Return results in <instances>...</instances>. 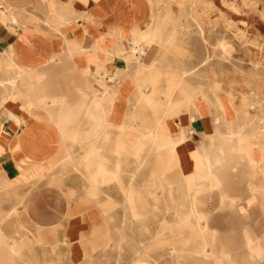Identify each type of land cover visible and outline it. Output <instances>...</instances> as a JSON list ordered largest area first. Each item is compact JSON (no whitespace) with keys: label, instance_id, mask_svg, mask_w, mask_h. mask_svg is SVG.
<instances>
[{"label":"crops","instance_id":"0c3cea01","mask_svg":"<svg viewBox=\"0 0 264 264\" xmlns=\"http://www.w3.org/2000/svg\"><path fill=\"white\" fill-rule=\"evenodd\" d=\"M189 3L0 0L2 249L60 225L72 264H220L213 236L243 247L251 230L264 257V90L196 84ZM118 246L123 261L101 255Z\"/></svg>","mask_w":264,"mask_h":264},{"label":"rangeland","instance_id":"374dc122","mask_svg":"<svg viewBox=\"0 0 264 264\" xmlns=\"http://www.w3.org/2000/svg\"><path fill=\"white\" fill-rule=\"evenodd\" d=\"M188 1H192V3L189 4L195 6L185 9L190 10V14L196 16L194 22L195 30L193 33V35H195L194 48L190 47L189 50L183 48V58L181 61L179 60L180 63L189 68L194 67L197 63L200 64L197 74L201 77H205L206 75L209 76L210 70L215 72L216 76L212 78V81L217 82L219 88L211 89L210 87H206L205 89L206 93L212 95H224L229 90H231L230 93L236 95L246 93L249 89L246 86L247 83H252L264 90V0ZM200 25L202 27H200ZM200 28L203 30L201 34L199 33ZM220 39L221 41L225 39L224 41L229 44V46H232V53L228 57L229 61L227 60L229 64L223 61L222 55L219 52L218 45L221 42ZM205 51L210 53V55ZM206 58H208L209 68L201 66V62ZM254 63L256 64L255 67H253ZM211 64L213 65L212 69ZM196 84L206 86L207 82L199 78L196 80ZM166 172V174H170L171 169H168ZM58 177L59 169L52 174V179H58ZM215 193L221 194L218 190L215 191ZM220 203H222V200H220ZM220 209L222 210V208ZM221 210H219V212ZM251 221L250 218L245 220L247 223H251ZM257 224L260 225L259 227L261 229H264V215H261L258 221L253 225ZM60 228V225L53 227L50 237L49 239L46 238V241H43L42 237H36V239L40 240L38 241L29 239L27 236L23 235V239L20 238L19 243L14 242V250L17 253L13 257V264H72L68 260L66 242L59 237L60 232L58 231ZM247 237H249L251 241L253 237L251 230H247L244 233L243 238L245 246L238 247L236 246L237 243L236 240H234L235 238L229 241L226 240V243H224L213 236L212 242H216L218 246L222 245V248L228 250L227 259L233 261L231 263L220 264H264V257L258 259L256 256L249 255L248 251L250 248L246 247ZM259 240V243L264 245V235H262V231L260 232ZM255 241L258 240L255 239ZM27 243L36 247L34 249L29 248L26 246ZM218 246H214L213 249H219ZM252 248H254V246H252ZM124 251L125 249L123 246H118L112 251H104L101 255L109 256L110 258H115L116 256L117 260L123 261L126 259ZM216 258L217 260L224 261L223 257L217 256ZM107 260L108 258L106 257L95 260L89 258L87 262L82 264H128L126 262H104ZM237 260H243L244 262L236 263L235 261Z\"/></svg>","mask_w":264,"mask_h":264},{"label":"bare ground","instance_id":"6f19581e","mask_svg":"<svg viewBox=\"0 0 264 264\" xmlns=\"http://www.w3.org/2000/svg\"><path fill=\"white\" fill-rule=\"evenodd\" d=\"M163 6V5H162ZM183 8V7H182ZM166 10H167V8H165ZM168 11V10H167ZM182 11V10H181ZM156 12V11H155ZM170 12V11H169ZM162 13V12H161ZM168 14V13H167ZM166 15V14H165ZM189 17V19H190V21L191 22H195V18H196V16H194V15H191L190 13L189 14H186L185 13V15H183V17ZM163 17V16H162ZM165 17V16H164ZM197 21V20H196ZM182 22V21H181ZM180 22V23H181ZM184 22V21H183ZM200 22V21H199ZM179 24V23H178ZM182 24V23H181ZM185 25V24H184ZM159 27H166L164 24L162 25V26H160L159 25ZM197 27V26H196ZM200 27H202L201 25H200ZM180 27H178V29H179ZM183 28H188V25H186L185 27H183ZM206 29V28H205ZM204 29V30H205ZM175 30V29H174ZM184 30V29H183ZM182 30V31H183ZM209 31V30H208ZM180 32V31H179ZM203 32V30L200 28L199 29V33L201 34ZM206 32V31H205ZM172 34H173V32H172ZM180 34H181V32H180ZM199 35V34H198ZM184 36V35H183ZM203 36V35H202ZM216 36H218V35H216ZM172 37V36H171ZM202 38V37H201ZM226 39V38H225ZM224 39V40H225ZM224 40H222L221 41V39H220V43H219V45H218V49H219V52L221 53V55H222V59H223V61H226L227 62V60H228V57H229V55L232 53V46H229V44H227ZM204 41V40H203ZM202 41V42H203ZM229 43V42H228ZM175 43H173V45H174ZM182 44V43H181ZM176 45V44H175ZM205 46V45H204ZM174 47H176V46H174ZM178 47V46H177ZM182 47V46H181ZM215 47V46H214ZM213 47V48H214ZM214 50H216V49H214ZM181 52V51H180ZM205 52H207V51H205ZM210 52V51H209ZM208 53V52H207ZM168 54V53H167ZM209 55H210V53H208ZM212 54V53H211ZM216 56V55H215ZM210 57V56H209ZM186 58V57H185ZM221 58V57H220ZM168 59V58H167ZM211 61H213V60H211ZM229 61V60H228ZM210 62V61H209ZM214 62V61H213ZM219 62V61H218ZM243 62V61H242ZM216 63V62H215ZM228 63V62H227ZM209 63H208V58H206V59H204L202 62H201V66L202 67H205V66H207ZM229 64V63H228ZM216 65V64H215ZM258 65V64H257ZM256 66V64L254 63L253 64V67H255ZM212 67H213V65H211V69H212ZM218 67V66H217ZM221 68V67H220ZM203 69V68H202ZM252 69V68H251ZM200 70V69H199ZM218 70H220V69H218ZM210 75L209 76H205V79L206 80H211L213 77H215L216 76V73L215 72H213L212 70H210V73H209ZM188 75V73H185V76H187ZM252 76V75H251ZM195 77L197 78V79H204V77H201L199 74H197L196 73V75H195ZM20 79V78H19ZM24 80V79H23ZM14 86V85H13ZM196 94L197 95H201V96H203L204 95V91H203V87L202 86H200V87H197L196 89ZM177 91V92H176ZM175 91V95L177 94H182V91H181V88H179V89H177ZM258 93V92H257ZM261 93V92H260ZM262 95V93L260 94V96ZM176 97V96H175ZM179 98V97H178ZM180 100V99H179ZM244 101V100H243ZM216 133H219V132H216ZM153 135H155V134H153ZM61 150H63V149H61ZM60 154V153H59ZM148 154V153H147ZM150 154V153H149ZM134 161V160H133ZM145 161V160H144ZM154 161V160H153ZM139 164V163H138ZM75 165V164H74ZM137 165V164H136ZM133 170V169H132ZM137 173V172H136ZM119 174V173H118ZM152 174V173H151ZM142 175V174H141ZM120 176V175H119ZM158 180V179H157ZM139 181V180H138ZM165 185V184H164ZM8 187V186H7ZM184 187V186H183ZM133 189V188H132ZM187 193V192H186ZM90 195H91V193H90ZM130 196V195H129ZM128 196V197H129ZM150 196V195H149ZM172 196V195H171ZM171 198V197H170ZM96 199V198H95ZM107 199V198H106ZM190 199V198H189ZM151 202H153V201H151ZM108 203H110V202H108ZM131 204V203H130ZM129 204V205H130ZM107 205V204H106ZM114 205V204H113ZM112 205V206H113ZM98 206V205H97ZM134 206V205H133ZM85 207V206H84ZM177 207V206H176ZM101 210V209H100ZM155 210V209H154ZM189 210V209H188ZM184 211V210H183ZM186 212V211H185ZM184 212V213H185ZM177 214V213H176ZM192 217V216H191ZM191 217H184V219H183V224H184V222L185 223H187L188 222V220H189V218H191ZM195 217V216H194ZM175 218V217H174ZM193 218V217H192ZM178 219H181V218H178ZM200 220V219H199ZM203 220V219H202ZM181 221V220H180ZM190 221V220H189ZM194 221V220H193ZM196 222V221H195ZM173 223V222H172ZM180 224H182V223H180ZM174 226H172V228H173ZM193 228V227H192ZM170 229H171V227H170ZM174 231V230H173ZM22 232V231H21ZM92 232V231H91ZM191 232V231H190ZM169 233V232H168ZM174 233H176V232H174ZM23 234V233H22ZM81 234V233H80ZM88 234H91V233H88ZM170 234V233H169ZM25 236H27V234H24ZM1 236V235H0ZM92 236H93V232H92ZM92 236H90L92 239H93V237ZM188 236V235H187ZM2 237V236H1ZM89 237V238H90ZM168 237V236H167ZM120 238V237H119ZM179 238V237H178ZM181 238V237H180ZM188 238V237H187ZM57 240V239H56ZM65 241V240H64ZM66 242V241H65ZM167 242V241H166ZM2 242H0V244H1ZM159 243V242H158ZM168 243H170V242H168ZM168 243H166L167 245H169ZM184 243V242H183ZM14 244V243H13ZM12 244V245H13ZM159 244H161V242L159 243ZM163 244V243H162ZM176 244V243H175ZM182 244V243H181ZM185 244V243H184ZM183 244V245H184ZM3 245V244H2ZM65 245V244H64ZM125 245V244H124ZM130 245V244H129ZM158 245V244H157ZM165 245V244H164ZM192 245V244H191ZM1 246V245H0ZM5 246V245H4ZM9 246V245H8ZM66 246V245H65ZM174 246V245H173ZM182 246V245H181ZM16 247V246H15ZM143 247V246H142ZM162 247V246H161ZM169 247V246H168ZM183 247V246H182ZM181 247V249H183ZM188 247V246H187ZM186 247V248H187ZM2 248H3V246H2ZM1 247H0V264H13V262H14V260H13V257H14V255L17 253V252H15V250L12 248V247H10V248H4V249H2ZM145 248V247H144ZM167 248V247H166ZM195 248V247H194ZM82 249H83V247H82ZM170 249V248H169ZM172 249V248H171ZM168 250V249H167ZM190 250V249H189ZM188 250V251H189ZM196 250V249H195ZM194 250V251H195ZM203 251V250H202ZM106 252V251H105ZM191 252V251H190ZM83 255H84V253H83ZM82 255V256H83ZM174 256V255H173ZM169 257V256H168ZM150 262V261H149Z\"/></svg>","mask_w":264,"mask_h":264}]
</instances>
